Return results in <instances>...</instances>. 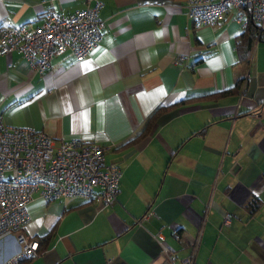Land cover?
<instances>
[{
  "label": "crops",
  "instance_id": "1",
  "mask_svg": "<svg viewBox=\"0 0 264 264\" xmlns=\"http://www.w3.org/2000/svg\"><path fill=\"white\" fill-rule=\"evenodd\" d=\"M100 1L103 40L85 59L65 52L39 74L0 55L6 125L100 144L123 172L108 207L36 195L24 234L40 254L21 264H264V37L243 64L246 30L228 14L196 29L187 0ZM52 7L85 3L0 0V25L38 26ZM18 250L1 238L0 263Z\"/></svg>",
  "mask_w": 264,
  "mask_h": 264
},
{
  "label": "built area",
  "instance_id": "2",
  "mask_svg": "<svg viewBox=\"0 0 264 264\" xmlns=\"http://www.w3.org/2000/svg\"><path fill=\"white\" fill-rule=\"evenodd\" d=\"M84 3L69 14L52 7L38 26L7 20L0 25V55L19 52L39 74L65 52L76 60L85 59L103 40L99 15L103 4ZM186 10L196 29L228 14L243 30L253 22L264 31V0H187ZM184 59L180 56L178 62ZM122 175L118 166L106 162L100 144L77 138L57 142L33 128L6 125L0 115V239L12 235L19 245L18 252L0 264H21L40 254L39 243L24 234L30 219L27 205L36 195L47 202L82 199L108 207L117 201ZM230 220L227 215L223 224L230 225ZM163 251L169 255L167 248ZM181 264H194V256Z\"/></svg>",
  "mask_w": 264,
  "mask_h": 264
},
{
  "label": "trees",
  "instance_id": "3",
  "mask_svg": "<svg viewBox=\"0 0 264 264\" xmlns=\"http://www.w3.org/2000/svg\"><path fill=\"white\" fill-rule=\"evenodd\" d=\"M245 35L247 37L245 42H239L237 45L239 61L243 64L250 63L254 42L257 39H261L264 37V31H261L258 25H256L255 23H251L246 29ZM185 101L187 100H183L181 103H184ZM158 117H159L158 112L153 115V117L147 123L144 131L142 132L141 137H145L149 133V131L151 130L153 124L155 123ZM256 203L258 204V202L255 200L251 201L249 203V206L247 207L250 208L251 211L253 212L256 210L255 208H257V206H255Z\"/></svg>",
  "mask_w": 264,
  "mask_h": 264
},
{
  "label": "rangeland",
  "instance_id": "4",
  "mask_svg": "<svg viewBox=\"0 0 264 264\" xmlns=\"http://www.w3.org/2000/svg\"><path fill=\"white\" fill-rule=\"evenodd\" d=\"M185 259V258H184Z\"/></svg>",
  "mask_w": 264,
  "mask_h": 264
}]
</instances>
